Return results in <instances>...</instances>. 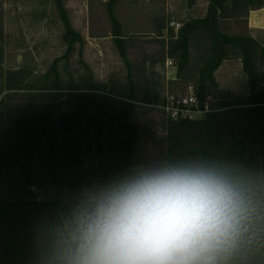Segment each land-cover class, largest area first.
I'll use <instances>...</instances> for the list:
<instances>
[{"label": "trees", "instance_id": "obj_1", "mask_svg": "<svg viewBox=\"0 0 264 264\" xmlns=\"http://www.w3.org/2000/svg\"><path fill=\"white\" fill-rule=\"evenodd\" d=\"M54 2L63 24L66 50L42 74L25 66L4 67L0 12V264H40L54 229L79 199H39L31 187L44 183L72 185L70 177L76 173L74 167L82 164L85 148L110 157L116 168L131 167L141 133L133 120L136 102L158 104L164 99L155 72L135 74L123 24L115 13L118 0H108L107 11L113 40L127 67L126 81H97L82 51L79 62L83 72L65 78L60 62L67 63L84 38L74 28L64 0ZM262 8L264 0H208L205 14L183 21L177 34L165 19L158 21L159 29L169 30L166 57L176 61V79H185L192 51L196 50L201 60L189 85L202 102L208 97L217 101L202 118H169L168 159L209 156L264 178V44L251 34H228L221 27L222 20ZM236 53L247 76L246 96L222 88L215 75ZM41 91L61 92L58 94L67 108L39 110L31 102H13ZM40 168L44 171L41 175ZM40 176L45 180L38 182ZM10 188L17 193L9 194ZM232 262L264 264V234L244 246Z\"/></svg>", "mask_w": 264, "mask_h": 264}, {"label": "clouds", "instance_id": "obj_2", "mask_svg": "<svg viewBox=\"0 0 264 264\" xmlns=\"http://www.w3.org/2000/svg\"><path fill=\"white\" fill-rule=\"evenodd\" d=\"M264 234V178L209 156L131 167L86 190L40 264H231Z\"/></svg>", "mask_w": 264, "mask_h": 264}, {"label": "rangeland", "instance_id": "obj_3", "mask_svg": "<svg viewBox=\"0 0 264 264\" xmlns=\"http://www.w3.org/2000/svg\"><path fill=\"white\" fill-rule=\"evenodd\" d=\"M107 3L108 0H64L74 28L84 38L82 46L77 44L70 60L60 62L65 78L71 75L76 77L83 72L79 62V52L82 51L83 59L93 69L97 81L116 84L126 81L127 67L113 40ZM207 5L208 0H118L115 4L116 16L123 24L128 58L134 65L136 76L155 72L163 96L167 91L179 94L187 92L201 59L193 49L185 79H176V71L170 68L171 65L167 66L169 30L159 29L158 21L165 19L168 27L175 32L178 22L204 15ZM0 12L5 45L3 65L6 69L25 66L36 74H42L56 58L64 55L63 24L54 0H0ZM262 14L264 16V10ZM259 25L260 28L250 27V11L222 20L221 23L228 34L248 33L264 44V23ZM216 76L222 88L239 96L249 93L247 76L238 53L222 63ZM58 93L61 92H34L32 96L22 95L13 102H31L39 110L57 107L65 110L67 103ZM212 100L211 104L216 105L217 101ZM133 120L140 126L141 133L131 167L168 159L167 127L171 119L166 113L150 104L136 102ZM131 167L116 168L110 157L95 155L85 148L82 164L74 167L76 173L70 177L74 180L72 185L57 187L44 183L32 186L31 190L39 199L79 198L86 190L119 178ZM43 173L40 168L38 174ZM47 177L50 178V175ZM37 180L44 181L45 177L40 176ZM16 193L9 189V194Z\"/></svg>", "mask_w": 264, "mask_h": 264}, {"label": "built area", "instance_id": "obj_4", "mask_svg": "<svg viewBox=\"0 0 264 264\" xmlns=\"http://www.w3.org/2000/svg\"><path fill=\"white\" fill-rule=\"evenodd\" d=\"M182 23L175 25V33L181 28ZM175 71L177 69L175 59L168 57L167 66ZM211 97L203 102L197 96L192 85H189L187 92L183 94L167 91L161 103L150 104V106L160 108L171 119H197L202 118L212 110Z\"/></svg>", "mask_w": 264, "mask_h": 264}, {"label": "crops", "instance_id": "obj_5", "mask_svg": "<svg viewBox=\"0 0 264 264\" xmlns=\"http://www.w3.org/2000/svg\"><path fill=\"white\" fill-rule=\"evenodd\" d=\"M263 10L264 9L262 8V9H255V10L250 11V27L251 28H258V27L260 28L261 26L259 25V23H264V16L262 14ZM217 72L218 70L216 71L215 75H217Z\"/></svg>", "mask_w": 264, "mask_h": 264}]
</instances>
